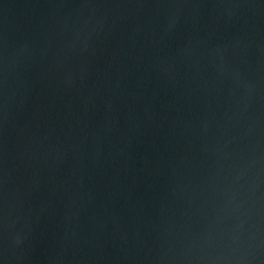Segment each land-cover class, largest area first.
<instances>
[{"label":"water","instance_id":"1","mask_svg":"<svg viewBox=\"0 0 264 264\" xmlns=\"http://www.w3.org/2000/svg\"><path fill=\"white\" fill-rule=\"evenodd\" d=\"M0 264H264V0H0Z\"/></svg>","mask_w":264,"mask_h":264}]
</instances>
